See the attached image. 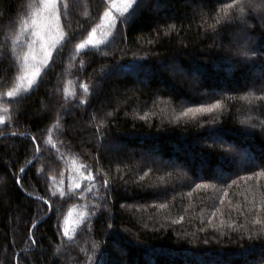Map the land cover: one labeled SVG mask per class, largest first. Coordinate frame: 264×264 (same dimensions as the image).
I'll return each mask as SVG.
<instances>
[{"label": "trees", "instance_id": "1", "mask_svg": "<svg viewBox=\"0 0 264 264\" xmlns=\"http://www.w3.org/2000/svg\"><path fill=\"white\" fill-rule=\"evenodd\" d=\"M231 2L139 0L128 24L118 22L99 50L73 61L101 2L69 0L61 22L72 39L54 51L29 93L0 103L10 118L0 125V264H98L101 253L104 264H264V175H256L264 172V112L255 100L264 95V8L245 7L242 19L230 10L236 18L214 31L209 25ZM35 3L0 0V92L16 75H6L15 60L10 22L18 25ZM133 63L150 71L105 75ZM217 100L222 107L212 114L176 119L186 107ZM209 129L218 131L216 143ZM219 141L251 163L245 168ZM81 164L99 173L96 186L83 199L62 198L84 175ZM81 212L88 219L73 227V241L58 235L64 218Z\"/></svg>", "mask_w": 264, "mask_h": 264}, {"label": "snow or ice", "instance_id": "2", "mask_svg": "<svg viewBox=\"0 0 264 264\" xmlns=\"http://www.w3.org/2000/svg\"><path fill=\"white\" fill-rule=\"evenodd\" d=\"M218 2H220V0H218ZM103 3L105 5V10L100 16V23L93 27L91 31L87 33L86 37H83L75 44L74 51L76 55L72 57L73 61H75L78 54L88 48L99 50L101 46L106 43L108 37L113 34V31L117 29L118 22L128 24L130 15L129 10L135 12L136 8L140 6L139 0H103ZM245 7L264 8V4H257L255 0H246V3L245 0H232L231 3H224L223 7L217 13L215 24L209 25V27L215 31V25L221 24L222 21L231 22L234 20L236 17L230 15V10L237 8L240 13V18L242 19ZM68 9L69 4L67 0H36V3L32 6L31 12L23 16L19 20L18 25L14 22H10V39L12 53L15 60L14 64L6 70V75H11L13 70H15L16 75L12 85L6 87L5 91L0 92V103L16 102L23 94L29 93L42 78V72L49 66L48 62L52 59L54 50L62 48L72 39V34L66 33L61 24L62 18L68 15ZM220 13L223 15L221 16ZM2 22L3 13L0 12V23ZM173 27L174 25H169L170 30ZM5 43H7V39ZM148 43H152V41H148ZM17 49H19V51H17ZM237 55L240 58H245L247 52L241 49ZM141 71L147 72L150 71V69L140 63H133L127 68L122 65H116L109 69L105 75H134ZM6 83L7 81L5 80V84ZM78 86L85 94L91 93V88L87 83H80ZM71 95L75 98L77 93L73 92ZM67 99V90H65V100ZM255 100L257 101V108L261 112H264V95L255 97ZM79 103L83 105L87 102L84 99H81ZM221 107L222 105L218 100L216 102L208 103L200 102L199 106L184 108L176 119L180 120L183 117H192L195 119L198 115L212 114L216 110L221 109ZM3 111L8 112L9 109L5 107L3 108ZM108 115L111 116L112 113H109ZM147 116L148 113L145 112L144 116H141L140 119H145ZM93 119H95V117H93ZM0 125L7 126V122L3 116H0ZM48 132L50 134L52 129H48ZM96 133L98 137L103 135L100 131V127L97 128ZM3 134L4 133L0 131V135ZM11 135L15 136L16 132L13 131ZM207 135L213 138V143L217 142L215 139L219 136L217 130L209 129ZM32 143L36 146L35 153L38 155L41 152V145L38 142V139L33 137ZM219 143L225 153H235L236 157L243 159V154L236 151L233 145L225 144L223 141H219ZM48 144H50L53 149L57 148V145L52 144L50 140L48 141ZM59 160H63V155H61ZM97 163H99V161H97ZM80 170L84 175L72 179L71 182L67 184L66 189L59 193L62 198L67 196L70 198L83 199L84 193H90L93 187L96 186L99 173H97L95 169L89 170V167L84 164L80 165ZM151 170V167H149L148 171H145L143 175L139 177V180L143 181L145 177L149 176ZM20 171L23 172L24 169L21 168ZM60 175L65 177L67 176V172H61ZM72 175L75 176V172H73ZM256 175H264V172L256 173ZM51 179L55 180V177H51ZM248 179L251 180L252 176H249ZM17 183L19 184L20 181L17 180ZM102 186L106 191L110 190L109 180L104 179L102 181ZM196 187L200 188L202 185L197 184ZM225 194L227 195V193ZM53 195H56V193L54 192ZM43 202L48 204L49 210H51V203L47 199ZM161 207H164V205H161ZM90 211L95 212V206H93ZM78 215L79 219L76 221L77 224L88 219L83 212ZM253 223H261V221L257 218ZM35 227L36 226L33 225V228ZM109 227H111V225H109ZM61 231L63 236L67 238L69 242L73 241L74 235L70 233H75V228L69 227V220L67 217L64 220V225L62 227L58 226V235ZM32 236L33 232L30 229L29 237L31 238ZM35 244L36 241L33 239V245ZM103 256L104 254L101 253L98 264H104Z\"/></svg>", "mask_w": 264, "mask_h": 264}, {"label": "rangeland", "instance_id": "3", "mask_svg": "<svg viewBox=\"0 0 264 264\" xmlns=\"http://www.w3.org/2000/svg\"><path fill=\"white\" fill-rule=\"evenodd\" d=\"M67 2L69 3V0H67ZM100 2H101V7H100V11L98 12V14H97V19H96V21H97V24H99L100 23V16L103 14V12H104V10H105V5H104V3H103V0H100ZM61 24H62V22H61ZM96 24V25H97ZM95 25V26H96ZM94 26V27H95ZM63 27V26H62ZM91 31V30H90ZM87 36V34H85L83 37H86ZM82 39V38H81ZM55 51V50H54ZM53 54H54V52H53ZM49 63V62H48ZM172 67V66H171ZM173 67H174V65H173ZM172 67V68H173ZM177 73V72H176ZM3 106H0V116H3V118L5 119V121L7 122V123H9V120H10V118H9V116H8V113L7 112H4L3 111ZM217 145H220V143L218 142L217 143ZM244 158V157H243ZM237 159L238 160H240L241 161V163L243 164V166L246 168L248 165H249V163H251V161L250 160H248L247 158L245 159H241V158H239V157H237ZM74 214V213H73ZM66 218V217H65ZM65 218H64V220H65ZM68 218V220H69V227L70 228H73L77 223H76V221L78 220V218L76 217V216H72V215H70V216H68L67 217ZM64 220H63V222H62V225L61 226H63L64 225Z\"/></svg>", "mask_w": 264, "mask_h": 264}, {"label": "water", "instance_id": "4", "mask_svg": "<svg viewBox=\"0 0 264 264\" xmlns=\"http://www.w3.org/2000/svg\"><path fill=\"white\" fill-rule=\"evenodd\" d=\"M33 161H34V159L30 161L31 163H28V164L26 165V167L24 168V171H25V170H26V169H27V168L33 163ZM24 171L21 172V174H23ZM35 199H36V198H35ZM43 201H44V200H42V202H43ZM43 203H44V202H43ZM46 205L49 207L48 204H46ZM48 216H49V213H48V215H47L44 219H42V220H40V221L34 223L33 225L38 226L39 224H41L42 222H44V221L47 219ZM32 229H33V226H32V228H31V231H32Z\"/></svg>", "mask_w": 264, "mask_h": 264}]
</instances>
